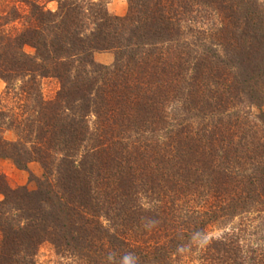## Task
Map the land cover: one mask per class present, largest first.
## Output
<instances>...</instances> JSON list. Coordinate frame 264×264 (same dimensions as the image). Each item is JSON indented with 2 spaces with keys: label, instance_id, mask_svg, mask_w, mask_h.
<instances>
[{
  "label": "trees",
  "instance_id": "obj_1",
  "mask_svg": "<svg viewBox=\"0 0 264 264\" xmlns=\"http://www.w3.org/2000/svg\"><path fill=\"white\" fill-rule=\"evenodd\" d=\"M12 1L0 158L42 174L0 175V264H264V0Z\"/></svg>",
  "mask_w": 264,
  "mask_h": 264
},
{
  "label": "rangeland",
  "instance_id": "obj_2",
  "mask_svg": "<svg viewBox=\"0 0 264 264\" xmlns=\"http://www.w3.org/2000/svg\"><path fill=\"white\" fill-rule=\"evenodd\" d=\"M48 9H55L57 6V0H37ZM98 1V0H86ZM12 0H0V10L9 9L13 6ZM107 11L111 14L124 16L128 10L127 0H104ZM13 4V5H12ZM19 5V3H18ZM27 51H31L30 48H25ZM93 58L97 63L109 65L113 61V54L109 51L94 52ZM19 82H16L17 86ZM4 81L0 78V106L6 109H14L17 111L18 105L14 104L12 94H4ZM39 88L41 97L45 100L52 99L56 91L58 90V81L53 77H42L39 80ZM256 112V109H253ZM4 128L5 125H2ZM1 127L0 137L8 141H15L18 136L13 127L10 129H3ZM42 169L40 165L35 161H29L25 169L17 168L9 159L0 158V175L3 177L4 184L9 188L24 187L27 190H34L37 188V179L41 178ZM2 195L0 194V199ZM103 223L106 220L101 219ZM219 229L211 231V234H218ZM35 264H61L65 262L64 257L57 252L55 247L49 241H42L36 248V254L34 256ZM79 264V262H78ZM177 264H195L193 261L183 259V261Z\"/></svg>",
  "mask_w": 264,
  "mask_h": 264
}]
</instances>
